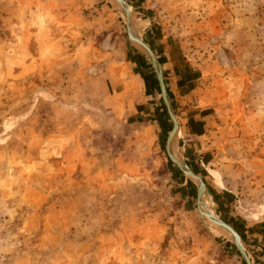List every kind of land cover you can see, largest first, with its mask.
I'll return each mask as SVG.
<instances>
[{"label": "rangeland", "instance_id": "rangeland-1", "mask_svg": "<svg viewBox=\"0 0 264 264\" xmlns=\"http://www.w3.org/2000/svg\"><path fill=\"white\" fill-rule=\"evenodd\" d=\"M119 2L0 0V264H264V0Z\"/></svg>", "mask_w": 264, "mask_h": 264}, {"label": "water", "instance_id": "water-1", "mask_svg": "<svg viewBox=\"0 0 264 264\" xmlns=\"http://www.w3.org/2000/svg\"><path fill=\"white\" fill-rule=\"evenodd\" d=\"M117 2H119V0H116ZM127 12L128 11H125V25H126V28H127V31L129 34H132V28H131V25L129 23V20L127 18ZM133 39H135L132 35H130ZM137 39L139 40V42L141 43V45L146 49L150 59H151V62H152V65L154 67V70H155V74H156V77H157V81H158V84H159V87L161 89V92H162V96L164 98V100L166 101V103L168 104V113L170 115V117L173 119L174 117V113H173V110H172V107L170 105V102H169V94H168V91L165 87V83H164V79H163V74H162V71H161V67L158 63V60H157V57L155 55V52L154 50L151 48V46L143 39L141 38L140 36H137ZM172 137L173 135L170 133L167 138H166V148H167V151H171V145H172ZM172 153V152H171ZM172 158L178 163L180 164L177 159L175 158L176 156L172 153ZM175 156V157H174ZM182 169L184 170L185 173H187L190 177L192 178H197V175L196 173L189 167V166H186V169L182 167ZM202 186V184H200ZM201 190L198 188L197 190V203L198 204H206L205 201H203L201 199ZM207 206V204H206ZM209 211L211 212V210L209 209ZM213 218H215L217 220V223L224 229H226L227 231H229V233L233 236V242L235 244V247L237 248L238 252L240 253V255L242 256V258L244 259V261L247 263V264H254L252 258L250 257V255L247 253V251H245L240 245H238L236 242H241L238 234L236 233V231L234 230V228L228 223L226 222L223 218L219 217L218 215L216 214H212ZM242 243V242H241Z\"/></svg>", "mask_w": 264, "mask_h": 264}, {"label": "bare ground", "instance_id": "bare-ground-1", "mask_svg": "<svg viewBox=\"0 0 264 264\" xmlns=\"http://www.w3.org/2000/svg\"><path fill=\"white\" fill-rule=\"evenodd\" d=\"M120 3V2H119ZM121 4V3H120ZM121 7H122V5H121ZM124 9V11H125V7L123 8ZM126 11H128L127 12V18H128V20L131 22V13H130V11L129 10H126ZM130 35H132L135 39H133L139 46H141L143 49H145L142 45H141V43L139 42V40L137 39V37L134 35V34H130ZM146 50V49H145ZM162 100L164 101V103H165V107H166V109L168 108V104L166 103V101L164 100V98H162ZM170 133L173 135V137L175 136V133H176V131H175V129H174V127H172L171 128V131H170ZM199 189L201 190V192H203L204 191V189H203V186H201V185H199ZM201 197H202V199L204 200V198H203V196L201 195ZM198 206V209H199V211L203 214V216L204 217H206V218H209L210 220H212V222H214L215 223V225H217L216 226V228L218 229V228H221L222 230H224L225 232H227L228 234H230L229 233V231H227L226 229H224V228H222L218 223H217V220L215 219V218H213L212 219V214H213V212L211 211L210 213L207 211V209H206V207H204V204H200V205H197ZM219 226V227H218ZM219 231H220V229H218ZM217 230V231H218ZM238 245H240L245 251H246V249H245V247L243 246V244L241 243V242H236ZM245 264H247L246 262H245Z\"/></svg>", "mask_w": 264, "mask_h": 264}]
</instances>
